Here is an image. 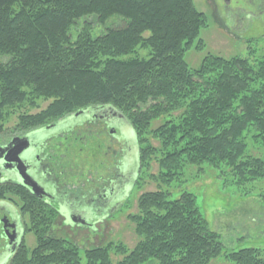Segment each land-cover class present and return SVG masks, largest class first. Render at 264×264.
Listing matches in <instances>:
<instances>
[{"label": "trees", "instance_id": "16d2710c", "mask_svg": "<svg viewBox=\"0 0 264 264\" xmlns=\"http://www.w3.org/2000/svg\"><path fill=\"white\" fill-rule=\"evenodd\" d=\"M114 16L124 26L94 34ZM205 27L193 0H0V135L15 109L13 131L30 133L107 107L133 133L120 139L134 145L136 188L148 180L157 185L128 215L135 246H94L82 252V262L74 242L52 233L54 211L21 186L0 183V202L18 206L28 219L26 232L36 236L35 247L22 242L8 264H211L220 257L264 264L257 249L225 252L195 196L184 191L172 199L169 190L192 168L216 172L243 193L264 177V58L251 63L207 55L190 69L185 53ZM138 48L147 56L139 57ZM40 100L48 102L44 109L19 112Z\"/></svg>", "mask_w": 264, "mask_h": 264}, {"label": "rangeland", "instance_id": "374dc122", "mask_svg": "<svg viewBox=\"0 0 264 264\" xmlns=\"http://www.w3.org/2000/svg\"><path fill=\"white\" fill-rule=\"evenodd\" d=\"M193 2L198 12L206 16L207 27L200 31L197 41L185 53L184 60L190 69H198L203 58L207 55L224 59L240 57L249 59L251 63L264 58V0H193ZM119 20L124 24L126 23L123 18L114 16L104 26H99V31L97 30L94 34L124 26V24L120 25ZM89 21L93 27L96 26L92 20ZM147 35L145 34V36ZM198 41L202 43L200 49H196ZM136 54L142 58L147 56L148 51L138 48ZM47 103L40 100L36 106L37 108L28 109L24 107L19 112L23 110L35 114L44 109ZM17 115L18 109H15L7 117L5 129L0 135V146L9 143L12 139L25 138L22 137L21 132L13 131L17 123ZM62 119L55 123L60 126V123L64 121ZM159 124H161V120L153 122L152 128L157 127ZM61 127L57 129H63V126ZM81 128L79 131L71 128V133L64 134V137H70L62 145L67 146L69 150L66 153L70 154L71 158L68 163L69 168H71L70 176H66L65 191L72 192L75 196L81 195L86 188L91 189L90 186L96 178L107 179L108 175H111L109 177L111 179L116 167L121 165L114 163L112 155L114 156V153L119 152L121 149L123 151L126 149V146L120 147V144H117V141L112 138L113 133H110V131L109 133L112 136H102L101 133L106 132V130L101 124H94L90 128L81 126ZM48 129L46 131L53 128ZM125 129L128 132H124V136H127L128 133L133 135L132 131L128 127L126 128V125ZM72 135H74L73 139L71 138ZM28 136L27 140L32 143L31 139L33 140V137L30 134ZM75 137L80 138L81 141L75 140ZM55 138L56 135L53 136V133L44 136L42 138V145L44 144V146L42 147L50 148L53 144L60 143V140H55ZM74 142H77L76 146ZM96 143L100 144V151L97 156H94L97 154L95 153L96 147H94ZM247 146L250 154L257 156V150L252 147L249 141H247ZM127 147L129 148V154L134 156V145L131 144ZM77 149L82 151L77 152ZM40 153L41 158L46 159V156L43 157L42 152ZM65 169L68 170V167ZM151 172H157L155 164L152 165ZM216 174V172L210 170L198 173L195 168L187 172L185 170L184 175L170 186L171 198H178L184 191L193 194L209 230L218 234L225 252L257 249L261 253V258L264 259V202L260 198V195L264 194V177L247 185L250 193H247V191L243 193L240 188L224 183L225 178H217ZM126 187L121 193L123 197L127 195L123 203L124 206L120 205L121 207L117 212L114 210L108 214H97L95 218L101 220H98L93 226L79 224L78 227L71 226L73 228L71 230L55 227V229L52 228V233L57 238L74 242L79 248L82 262L84 261L82 254L84 250L94 246H102L109 242L122 243L127 248L132 249L137 243V237L134 234L133 225L128 221V215L136 211L137 198L144 192L154 191L157 185L148 180L142 184V187L136 188L132 179ZM7 203L19 213L18 206L15 207L10 202ZM22 219L25 227L29 226L27 217L22 215ZM23 242L28 250H32L36 242L34 232L27 231ZM113 260L117 261L118 259L113 258ZM8 263L7 260L3 264ZM211 264L229 263L220 257Z\"/></svg>", "mask_w": 264, "mask_h": 264}, {"label": "flooded vegetation", "instance_id": "af4514ba", "mask_svg": "<svg viewBox=\"0 0 264 264\" xmlns=\"http://www.w3.org/2000/svg\"><path fill=\"white\" fill-rule=\"evenodd\" d=\"M62 120L64 121L60 123V126L56 123L53 124L50 127V129H53L50 131L39 129L30 133H22V137L28 134L33 137V140L31 139L32 143H29V148L23 153L22 157L25 161L27 173L38 183V187L42 189V192L40 191L39 196H36L31 194L29 190H25L43 201L50 210L54 211L57 219L54 222L53 229L58 227V229L67 228L71 230L73 229L71 226L78 227L79 224L93 226L98 220H101L95 218L97 214H108L114 210L117 212L120 209V205H123L127 196L123 197L121 195L122 190H125L128 182L132 179L135 182V160L134 156L129 154V148L127 147L128 145L131 146L132 143L129 140L120 139V136L126 137L124 136L125 123L114 114L113 110L107 107L86 109L78 112L76 116L73 114ZM94 124H101L107 133L109 131L114 133L115 135L112 138L117 141V144H120V147L126 146V149L124 151L121 149L119 152H115L114 156L112 155L114 163L121 165L116 167L111 179H109L111 175H108L107 179L96 178L95 184L93 183L94 186L93 184L90 186L91 189L86 188L84 189L86 191L83 190L81 195L75 196L72 192L65 191L67 185L65 179L66 176H70L69 172L71 170L68 165L71 158L66 153L68 152L67 146L57 143L53 144V147L50 146V148L42 147L44 146V144L42 145V138L53 133V136L56 135L55 140H58L64 134L69 133L71 128L79 131L82 129L81 126L90 128ZM61 126H63V129H57L62 128ZM47 130L49 129L47 128ZM99 150L98 145L96 155H98ZM40 152H42L43 157L46 156V159L41 158ZM66 167H68V170L65 169ZM11 176L12 174L8 175L0 167V183L16 184L11 180ZM106 182L108 183L105 185ZM25 233L26 227L20 212L18 213L9 203L0 202V264L5 263L7 260L10 261L23 242Z\"/></svg>", "mask_w": 264, "mask_h": 264}, {"label": "water", "instance_id": "95a60500", "mask_svg": "<svg viewBox=\"0 0 264 264\" xmlns=\"http://www.w3.org/2000/svg\"><path fill=\"white\" fill-rule=\"evenodd\" d=\"M78 113L75 114V116ZM29 141L24 139H12L6 146L0 147V167L4 169L8 175L12 174L11 180L17 185L29 190L31 194L39 196L42 189L27 173L23 153L27 151ZM5 228V227H4Z\"/></svg>", "mask_w": 264, "mask_h": 264}]
</instances>
